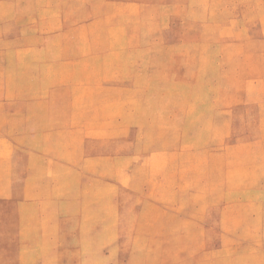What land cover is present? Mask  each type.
<instances>
[{
  "label": "rangeland",
  "instance_id": "1",
  "mask_svg": "<svg viewBox=\"0 0 264 264\" xmlns=\"http://www.w3.org/2000/svg\"><path fill=\"white\" fill-rule=\"evenodd\" d=\"M0 264H264V0H0Z\"/></svg>",
  "mask_w": 264,
  "mask_h": 264
}]
</instances>
